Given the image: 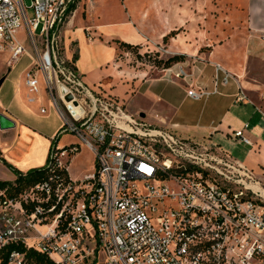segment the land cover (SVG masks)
I'll return each mask as SVG.
<instances>
[{"label": "built area", "instance_id": "built-area-1", "mask_svg": "<svg viewBox=\"0 0 264 264\" xmlns=\"http://www.w3.org/2000/svg\"><path fill=\"white\" fill-rule=\"evenodd\" d=\"M93 4L0 0V53H8L12 65L30 55L28 101L40 102L46 113L44 85L64 121L59 133L80 140L52 144L49 175L16 198L1 199L0 251L21 244L55 264H264V194L253 187L259 184L255 175L209 139L207 146L135 119L91 90L75 59L66 56L68 20ZM22 28L30 47L16 36ZM187 74L180 67L175 77ZM187 93L195 100L211 94L201 88ZM248 127L233 131L245 144L252 143ZM81 143L93 152L95 170L75 180L59 170ZM178 158L188 166H175ZM7 264L29 262L24 252L12 251Z\"/></svg>", "mask_w": 264, "mask_h": 264}, {"label": "crops", "instance_id": "crops-1", "mask_svg": "<svg viewBox=\"0 0 264 264\" xmlns=\"http://www.w3.org/2000/svg\"><path fill=\"white\" fill-rule=\"evenodd\" d=\"M182 2L123 0L124 10H121L112 0L94 1L87 13L78 9L68 20L64 43L66 40L77 43L76 66L86 77L110 62L115 68L121 64L118 56L124 51L116 40L139 45L145 50L158 45L165 47L164 37L168 33L188 26L190 31L172 37L167 47V52L189 55L186 63L158 70L157 76L152 75L155 70L151 66L119 67L117 72L132 79L131 89L144 88V92L151 94L160 105L161 109L154 110L145 121L147 124L171 128L182 137L194 140L209 139L219 145L235 166L253 170L264 179L261 135L264 131V0H240L238 3L244 9L222 8L217 20L213 0H191L188 9ZM183 41L184 46L179 44ZM208 41L210 43L205 44ZM204 45L210 48L207 52L200 51ZM216 64L221 68L217 69ZM180 67L188 73L185 78L175 77ZM225 77H228L227 82H223ZM6 78V75L1 78V89ZM162 81H166L167 87L154 91ZM171 87H175L176 92L173 93ZM190 88H201L211 94L195 100L187 93ZM215 88L219 92H213ZM240 95L242 99L238 98ZM36 102L15 95L0 102V113L15 123L11 128H0V180L16 177L7 164L22 172L46 166L52 143L58 144L60 140L61 124L41 123L32 117ZM141 110L143 108L136 111ZM144 114L140 115L143 119L147 117V113ZM245 123H249L245 134L251 144L240 142L233 133ZM77 159L74 154L65 165L69 176L75 180L89 174L72 175Z\"/></svg>", "mask_w": 264, "mask_h": 264}, {"label": "rangeland", "instance_id": "rangeland-1", "mask_svg": "<svg viewBox=\"0 0 264 264\" xmlns=\"http://www.w3.org/2000/svg\"><path fill=\"white\" fill-rule=\"evenodd\" d=\"M94 1L96 3L97 0ZM182 1H183L182 2L183 7L188 9L191 0H182ZM25 2L27 5H29L31 0H25ZM122 2L123 0H112V3L114 5L120 7L121 10L122 9L124 10V4H122ZM238 2H240V0H213V4L215 7L214 14L216 16L215 19L217 20L221 16L219 10L222 8L236 7L239 10L244 9L243 6H241L240 3ZM88 9L89 8L86 7L82 11L87 13ZM205 10L201 12H204ZM30 15L31 16L33 15L32 11H30ZM80 16L81 15L78 14V17ZM208 17L212 19L211 15H209ZM119 19H121V16H119ZM189 31L190 30L188 26H183L178 31V33L184 34ZM16 36L18 39L23 40L28 47H30V38L25 36L23 28L19 30ZM171 42H172V37H170L167 42H164L165 47H163L162 45H158L155 47H148L147 50L138 47V48H134L132 52H124L123 54L118 56V61H121V64L118 65V67L115 68L113 63L110 62V64L103 67L101 70L95 71L94 73L86 77H83V80L89 86V88L93 90L95 93L99 94L104 98L111 99L115 103L122 106L126 112L132 113L135 119L145 123V121L149 119L150 114L155 113L154 110L157 111L161 109L160 105L156 102L155 98L151 94L144 92V88L135 89V90L131 89L132 79H130L126 75L119 74L117 70L119 69V67L121 69H126V68L140 69V68H148L151 66L152 69L155 70L154 72H152V75L154 74L155 76H157L158 70H163L165 68H162V66H157L155 64L156 60L167 59L174 55H183L184 60L177 62L174 65H178L180 63H186L189 60V55L184 53L167 52V47ZM208 43L210 42L208 41L205 44ZM64 44L66 49V56L72 59L73 56L72 57L69 56L71 53L73 54L74 51L78 49L77 43H74L72 41L67 42L66 40ZM179 44L182 46L185 45L184 41L179 42ZM209 49L210 48L207 47V45H204L200 48V51L207 52ZM9 59H10V55L8 53H0V80L5 75L7 77L2 86V89L0 88V102L1 100L5 102L8 101L10 97H12L13 95L17 96V98H21V99L23 98L26 100L28 98V90L25 85V71L30 66L32 59L30 55L24 54L13 65L11 64V62H9ZM166 84H167L166 81L159 82L158 86L154 89V91L161 90L166 86ZM135 86H137L136 83ZM170 89L173 93L176 92L175 87H171ZM42 91L44 96L43 103L46 108V113H41L40 111L41 104L36 102L33 104L34 109H33L32 117L38 122L41 123L50 122L56 125L61 124L62 127L64 125V121L60 118L59 114L57 113L52 100L48 99L44 85L42 87ZM141 108H143L141 112L136 111V110H140ZM140 113H147V117L143 119L140 116ZM58 135L60 136V140H58V146H63V144H67L69 142H80V140L73 133L70 132L62 133V134L59 133ZM261 135L264 140V131L262 132ZM195 141L199 142L200 144L204 143V145L207 146L211 144L208 140L205 139L195 140ZM202 146H200V148L198 146L199 151H203ZM158 149L165 156L168 155L167 154L168 149L164 145H159ZM76 154L78 156V159L76 163H74L73 166L74 168L72 167L73 168L72 175H74V177L77 174L82 177V175L85 174L86 172L91 173L95 170V166H93L94 154L88 147H86L83 143H81L80 149L78 152H76ZM177 160L178 161H174L175 166L179 163L188 166L187 162H185L184 160L182 159L179 160V158ZM65 161L67 160L65 159ZM176 168L177 167H175L174 169ZM251 171L254 174L253 170ZM254 175H255V180L259 182V184L257 185L264 189V179L258 177L259 175L256 172ZM244 179L246 181V184L248 185H251V183H255L253 181L251 182V180L249 179L246 178Z\"/></svg>", "mask_w": 264, "mask_h": 264}, {"label": "trees", "instance_id": "trees-1", "mask_svg": "<svg viewBox=\"0 0 264 264\" xmlns=\"http://www.w3.org/2000/svg\"><path fill=\"white\" fill-rule=\"evenodd\" d=\"M177 34H178V30L171 31L164 37V42H167L170 37H175ZM116 42L118 44V47L124 52H132L134 48L140 47L139 45L130 44L125 41L116 40ZM73 58L74 59L78 58L77 52L74 53ZM183 60H184L183 55H174L167 59L156 60L155 64L157 66H162V68L168 69L171 68L175 63ZM52 144H55V142H53ZM7 166L15 173L16 177L13 180H0V201L4 197H8V198L18 197L19 194L23 192L26 188H29L33 184L41 181L51 172V166L49 165L32 168L26 172L17 170L15 167H13L10 164H7ZM59 172L68 176V172L64 168L60 169ZM12 251L24 252L29 264H55L46 255L37 252L34 249H26L21 244H12L3 248L0 251V258H1L0 264L8 263L9 254Z\"/></svg>", "mask_w": 264, "mask_h": 264}, {"label": "water", "instance_id": "water-1", "mask_svg": "<svg viewBox=\"0 0 264 264\" xmlns=\"http://www.w3.org/2000/svg\"><path fill=\"white\" fill-rule=\"evenodd\" d=\"M3 82V79L0 80V84ZM72 98L71 95H67L66 96V99L67 100H70ZM141 116H144L145 114L144 113H141L140 114ZM15 126V123L10 120L7 116H5L4 114L0 113V128L1 129H8V128H11Z\"/></svg>", "mask_w": 264, "mask_h": 264}, {"label": "bare ground", "instance_id": "bare-ground-1", "mask_svg": "<svg viewBox=\"0 0 264 264\" xmlns=\"http://www.w3.org/2000/svg\"><path fill=\"white\" fill-rule=\"evenodd\" d=\"M253 187H254V189H259V190L262 191V193L264 194V189L261 188L260 186L257 185V187H256V186H253Z\"/></svg>", "mask_w": 264, "mask_h": 264}]
</instances>
